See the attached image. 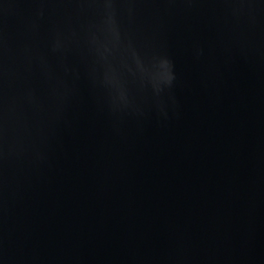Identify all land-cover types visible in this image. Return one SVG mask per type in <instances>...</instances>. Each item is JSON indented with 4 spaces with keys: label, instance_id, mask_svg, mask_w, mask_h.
<instances>
[{
    "label": "water",
    "instance_id": "water-1",
    "mask_svg": "<svg viewBox=\"0 0 264 264\" xmlns=\"http://www.w3.org/2000/svg\"><path fill=\"white\" fill-rule=\"evenodd\" d=\"M0 264H264V0H0Z\"/></svg>",
    "mask_w": 264,
    "mask_h": 264
}]
</instances>
